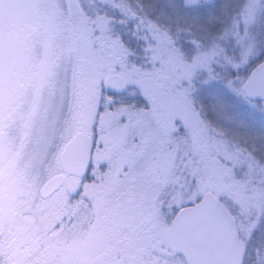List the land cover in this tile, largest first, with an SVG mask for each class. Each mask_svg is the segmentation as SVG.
<instances>
[{
	"label": "snow or ice",
	"instance_id": "obj_1",
	"mask_svg": "<svg viewBox=\"0 0 264 264\" xmlns=\"http://www.w3.org/2000/svg\"><path fill=\"white\" fill-rule=\"evenodd\" d=\"M260 2L0 0V62L15 37L39 78L0 98V170L29 204L0 221V264H264V215L234 228L264 208Z\"/></svg>",
	"mask_w": 264,
	"mask_h": 264
},
{
	"label": "rangeland",
	"instance_id": "obj_2",
	"mask_svg": "<svg viewBox=\"0 0 264 264\" xmlns=\"http://www.w3.org/2000/svg\"><path fill=\"white\" fill-rule=\"evenodd\" d=\"M264 12V2L257 3L253 14L244 21L248 28L261 24ZM25 45L17 38L5 43L3 49V59L0 62V98L5 111L17 105L18 98L29 91L37 82L38 75L29 69L26 63L24 53ZM178 54H174V57ZM182 59V57H181ZM201 134L203 138V147L206 151H215L218 155H224L226 142L223 139H216L210 128L202 124ZM22 177L15 175L14 172L6 167L0 170V221L7 222L15 218L16 208L28 207V203H21L23 191L21 188ZM229 191L228 187L223 190L224 194ZM240 203V201H237ZM260 215H264V208L255 202L241 203L239 214L235 218L238 229L247 233L252 227H255ZM256 217V221L248 223L249 217ZM106 239L103 234L96 235L72 250L73 257H86L94 252L100 244Z\"/></svg>",
	"mask_w": 264,
	"mask_h": 264
},
{
	"label": "trees",
	"instance_id": "obj_3",
	"mask_svg": "<svg viewBox=\"0 0 264 264\" xmlns=\"http://www.w3.org/2000/svg\"><path fill=\"white\" fill-rule=\"evenodd\" d=\"M186 2H188V3H200V0H186ZM203 125L207 126V128H210L213 136L216 139H223L227 143V141L225 140V134H224L223 129L213 128L212 125L210 123H207V122L203 123Z\"/></svg>",
	"mask_w": 264,
	"mask_h": 264
},
{
	"label": "water",
	"instance_id": "obj_4",
	"mask_svg": "<svg viewBox=\"0 0 264 264\" xmlns=\"http://www.w3.org/2000/svg\"><path fill=\"white\" fill-rule=\"evenodd\" d=\"M234 228L238 229L237 222L234 224Z\"/></svg>",
	"mask_w": 264,
	"mask_h": 264
}]
</instances>
